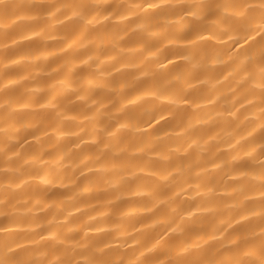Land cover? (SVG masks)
Here are the masks:
<instances>
[{
    "label": "clouds",
    "instance_id": "1",
    "mask_svg": "<svg viewBox=\"0 0 264 264\" xmlns=\"http://www.w3.org/2000/svg\"><path fill=\"white\" fill-rule=\"evenodd\" d=\"M0 264H264V0H0Z\"/></svg>",
    "mask_w": 264,
    "mask_h": 264
}]
</instances>
